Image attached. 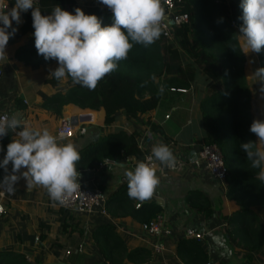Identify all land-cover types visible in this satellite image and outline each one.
<instances>
[{"label":"crops","instance_id":"crops-1","mask_svg":"<svg viewBox=\"0 0 264 264\" xmlns=\"http://www.w3.org/2000/svg\"><path fill=\"white\" fill-rule=\"evenodd\" d=\"M75 1L83 11L94 6L104 7L99 0ZM14 4H8L6 11ZM25 13L21 12L22 22L19 25L12 22L18 31L10 37L5 56L0 59V111L7 112L9 117L16 115L33 128H47L57 137L62 120L70 121L74 125V135L59 142H72L76 146L81 157L78 163L82 160V153V163L87 162L85 157L90 155L88 147L106 134L119 131L131 134L135 145L127 154L122 150L121 155L104 157L93 163L90 161L92 166L77 168L85 185L97 187L105 194L104 213L67 210L59 202L52 201L43 187L28 189L26 180L21 176L13 185L12 194L0 196L3 205L0 212V250L23 253L27 260L39 264H109L94 234L98 228L108 227L121 237L127 249L143 247L149 251L142 264H185L177 255V244L183 237L198 241L211 264H264V246L249 252L237 246L228 235L231 225L226 219L237 205L225 196V185L215 180L199 154L204 143L199 105L205 95L215 91L219 82H211L191 56L189 62H193L195 73L189 86L184 87L186 90L183 92L164 89L156 108L136 114L120 109L106 124L100 111H87L92 114L91 120L74 123L71 118L77 112L71 105H64L60 116L41 105L44 94L48 96L62 91L71 84L66 78L56 85L47 81L56 65L53 61L41 62L36 67L32 65L29 59L36 51L32 35L34 28L20 29L27 23ZM176 37L177 40L181 38L177 34ZM237 40L243 51L239 33ZM244 56V75L251 92L250 112L253 120H264V93L261 92L264 82L254 75L260 68L258 55L249 52ZM79 125L86 127L85 133L76 131ZM16 138L11 132L3 137L0 162L6 155L7 145ZM255 139L257 142L256 135ZM158 143H164L172 150L176 158L174 166H164L155 159L153 168L156 169L159 184L153 196L144 201L129 198L125 170L134 169L136 163L142 161L145 154L152 153L153 146ZM8 166L12 167L11 163ZM195 193L201 201L207 199L209 206L204 209L196 206L193 199ZM142 205L160 208V213L153 219L157 218L159 231H148L140 219L130 215L133 207ZM258 206L251 204L249 208L264 225V216L259 214L264 209ZM188 228L200 232L201 237H187L185 231ZM98 236L103 237L104 233ZM122 264L136 263L125 260Z\"/></svg>","mask_w":264,"mask_h":264},{"label":"trees","instance_id":"trees-1","mask_svg":"<svg viewBox=\"0 0 264 264\" xmlns=\"http://www.w3.org/2000/svg\"><path fill=\"white\" fill-rule=\"evenodd\" d=\"M240 2L241 0H181L177 9L186 11L189 20L185 25L175 28L173 38L165 39L161 34L149 46L134 43L127 59L119 61L116 71L106 75L94 90L75 84L70 76H66L71 85L48 96L44 94L41 105L57 116L62 115L63 106L67 104L76 110L77 115L87 111H100L105 124L110 123L115 112L120 109L131 114L147 112L156 108L161 101L160 84L165 86L164 89L189 86L195 69L189 67L192 62L182 59L178 47L190 49L194 63L198 66L203 63L201 67L211 82H219L215 91L205 95L199 106L204 128L203 141L207 144L214 143L219 148L226 166L225 196L233 199L237 205L226 219L231 225L227 232L237 246L254 252L264 246V225L250 210L249 205L264 207V181L257 178L259 169L252 168L251 161L240 147L242 143L256 142L255 134L250 131L253 118L250 112L251 92L244 75L245 56L237 40L239 27L243 23L239 19L242 16ZM14 3L15 0H8V4ZM55 5L72 13L77 8L75 0H39L35 7L41 9L42 15H49ZM31 12L32 9H29L25 13L27 23L20 26V29L32 26ZM84 12L95 14L101 19L102 26L113 23V14L105 6H94ZM12 26L16 28L15 24ZM176 34L181 37L180 40H177ZM173 41H177L176 45ZM257 55L264 68V48ZM31 56L29 60L34 67L49 61L56 64L53 70L58 67L56 60H45L38 55L37 49ZM153 75L156 77L155 81L151 79ZM47 81L53 85L58 82L51 76ZM134 145L131 134L123 131L106 134L88 147L90 155L85 157V163H82V153V160L76 167H90L93 165L91 162L121 155L122 150L127 154ZM8 172H11L10 166ZM7 174L0 168V181ZM193 199L200 208L209 206V201H201L196 193L193 194ZM160 211L157 206L142 205L139 208L133 207L129 213L144 223L153 220ZM238 223L242 225L237 226ZM99 233H104V236L99 237ZM94 234L95 241L109 264H122L125 260L142 264L149 255V251L143 247L127 249L121 237L108 227L98 228ZM177 255L185 264H204L207 260L200 243L185 237L178 241ZM0 264L39 263L27 260L23 253L4 249L0 250Z\"/></svg>","mask_w":264,"mask_h":264},{"label":"clouds","instance_id":"clouds-1","mask_svg":"<svg viewBox=\"0 0 264 264\" xmlns=\"http://www.w3.org/2000/svg\"><path fill=\"white\" fill-rule=\"evenodd\" d=\"M99 2L113 14V23L109 26H102L100 18L95 14H85L79 7L73 14L55 5L51 14L42 15L41 9L34 6V0H15L10 10H5L7 5L0 8L3 25L0 27V59L5 56L10 37L18 31L12 22L19 25L21 12L32 9V35L37 53L45 60L58 62L50 76L58 81L70 76L73 83L94 90L106 75L116 71L119 61L127 59L134 43L149 46L160 38L161 23L165 18L161 0ZM239 7L242 9L239 19L243 23L239 27V35L243 41V52L260 53L264 48V0H241ZM254 75L259 81H264V68L257 69ZM151 79L155 81V75ZM164 87L160 84L161 94ZM261 92L264 93V87ZM250 131L258 138L257 142L242 143L240 147L251 161L252 168L259 169L257 178L264 181V120L254 119ZM10 132L17 138L7 145L6 155L0 162V168L8 173L0 187L11 193L13 185L22 176L28 189L43 187L52 201L60 203L66 195L80 189V173L76 167L80 153L72 142H59L65 138L64 133L57 137L47 128L28 126L16 115L0 121V137ZM153 157L167 167L174 166L176 159L164 143L153 146L149 159ZM124 176L129 198L140 201L150 199L159 184L156 169L144 161H138L132 170L126 169Z\"/></svg>","mask_w":264,"mask_h":264},{"label":"built area","instance_id":"built-area-1","mask_svg":"<svg viewBox=\"0 0 264 264\" xmlns=\"http://www.w3.org/2000/svg\"><path fill=\"white\" fill-rule=\"evenodd\" d=\"M39 0H34V6ZM181 0H161L162 6L165 10V18L161 23V34L165 39L173 38L172 28L180 27L185 25L188 20V13L186 11H180L177 6ZM8 6V0H0V8ZM107 8V6H105ZM7 8V7H6ZM108 9V8H107ZM6 10V9H5ZM111 11L110 9H108ZM112 13V12H111ZM172 21V24L170 23ZM0 27H2V22H0ZM2 70L0 69V76ZM172 90L185 91L184 87H170ZM168 116V115H167ZM9 118V114L5 111H0V121H4ZM78 133H85L86 127L79 125L76 129ZM58 133H64L65 137H72L75 133L74 125L68 120H62L61 125L58 128ZM3 137H0V143ZM199 154L201 158L205 161L210 173L213 175L215 180L218 182L224 181L226 174V166L222 157V154L214 143H203ZM152 153H147L142 161L148 163L152 168L155 165V158L149 159ZM80 189L71 195H66L63 203L59 202V205L67 210H77L80 212L92 213V212H106L105 209V194L97 187L87 186L80 180ZM9 193L6 189H0V196H5ZM140 204H136L139 206ZM3 210V205L0 203V212ZM151 220L149 222H144V226L150 232H157L160 229L159 222ZM187 237H201L200 232L194 231L192 228H188L185 231ZM205 264H211V261L207 260Z\"/></svg>","mask_w":264,"mask_h":264},{"label":"rangeland","instance_id":"rangeland-1","mask_svg":"<svg viewBox=\"0 0 264 264\" xmlns=\"http://www.w3.org/2000/svg\"><path fill=\"white\" fill-rule=\"evenodd\" d=\"M104 6H105V5H104ZM176 43H177V41H173V44H174V45H176ZM178 49H179V51L181 52V57H182V59H183L184 61H190V60L192 59V57H191V50H190V49H185V48H183V47H178ZM258 59H259V57H258ZM194 60H195V59H194ZM259 63H260V61H259ZM191 64H192V65H189V67H192L193 69H195L193 62H192ZM183 65H185V63H183ZM202 65H203V63L201 64V66H202ZM201 66H199V67L203 70V68H202ZM259 66H260V68H262L261 65H259ZM203 71H204V70H203ZM262 82H264V81H262ZM169 121H170V120H169ZM220 184L225 185V181H221ZM225 187H226V185H225ZM260 207H261V206H260ZM257 208H259V206H258ZM261 208L264 209V207H261ZM259 214L262 215V216H264V211L261 210V212H259ZM257 256H258V255H257ZM252 260H253V259H252ZM253 261H254V260H253Z\"/></svg>","mask_w":264,"mask_h":264},{"label":"water","instance_id":"water-1","mask_svg":"<svg viewBox=\"0 0 264 264\" xmlns=\"http://www.w3.org/2000/svg\"><path fill=\"white\" fill-rule=\"evenodd\" d=\"M170 23L172 24V21H170ZM79 115L73 114L72 118H71L72 122L75 123L78 120H82V121L83 120H91L93 118L91 113L90 114L89 113H87V114L83 113V114H79ZM53 264H68V263H53Z\"/></svg>","mask_w":264,"mask_h":264}]
</instances>
